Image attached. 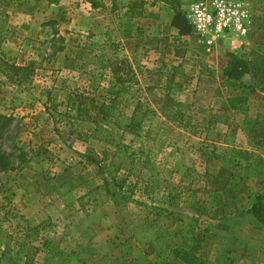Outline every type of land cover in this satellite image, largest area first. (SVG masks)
<instances>
[{"label": "rangeland", "instance_id": "374dc122", "mask_svg": "<svg viewBox=\"0 0 264 264\" xmlns=\"http://www.w3.org/2000/svg\"><path fill=\"white\" fill-rule=\"evenodd\" d=\"M100 1L104 8H92L87 0H0V57L35 68L26 89L0 83V114L8 118L0 128V264H183L146 255L125 226L129 217L139 220L150 211L142 179L129 177L126 186L145 205L128 203L120 212L114 196L94 210L80 205L89 187L104 184L99 164L121 134L77 140L80 131L94 127L100 103L118 89L109 68L91 70L88 58L99 55L100 44L103 60L114 59L115 51L127 57L141 102L162 120L177 113L170 122L174 148L196 173L164 183L179 194L178 206L164 219L171 237L191 227L201 237L205 264H228L226 252L235 249L240 256L234 264H264V222L246 211L258 195L264 204V146L247 139L251 124L264 126V35L253 40L250 59L228 49L211 56L202 44L221 37L198 35L185 16L201 0H146L144 17L122 21L110 10L112 0ZM244 1L254 18L248 36L257 14H264V0ZM177 13L190 26L182 38L173 23ZM155 24L159 33L152 37ZM93 39L96 51L88 49ZM230 52L254 61L240 80L221 73ZM132 106L124 102L121 108L129 113ZM131 138L124 133L127 142ZM221 165L234 172L229 186L239 193L225 204L204 190V172ZM104 185L118 193L110 181Z\"/></svg>", "mask_w": 264, "mask_h": 264}, {"label": "trees", "instance_id": "16d2710c", "mask_svg": "<svg viewBox=\"0 0 264 264\" xmlns=\"http://www.w3.org/2000/svg\"><path fill=\"white\" fill-rule=\"evenodd\" d=\"M48 4H58L60 0H45ZM92 8H104L100 0H87ZM147 7L146 0H112L110 10L120 13V20L124 18L144 17ZM4 18L3 14H0ZM173 23L178 29V35H187L190 26L187 25L180 13L176 14ZM122 24V23H121ZM159 25L155 24L152 37L159 33ZM4 24H1L0 36L3 33ZM142 32L147 33L146 29ZM145 36H149L146 34ZM98 41L92 40L88 44L90 51H96ZM106 41H103V44ZM99 55L89 56L90 63H93L92 72L109 68L111 81L117 85L115 94L110 95L102 101L98 107V118L94 121V127L90 130H82L77 134V140L87 142L88 140L104 141L114 136V130L121 134L114 143V148L109 158L103 164H99V173L104 174L103 182L110 181L118 193L108 190L104 184H97L89 187L81 196L84 203L91 204L92 209L103 206L110 199L115 197L113 203L120 212H123L128 203L145 205V202L133 196L134 190L126 186L129 177L136 180L142 179V191L150 201V211L144 218L136 220L129 217L125 226L131 234V238L140 246L146 255L154 254L155 258L166 260L174 257L183 264H205L199 255L202 245L201 237L192 232L191 227L180 230L174 240L168 232L169 224L164 222L168 218L169 208L177 207L179 194L175 188L165 181L174 175L191 177L196 170L181 154H176L174 148L175 136L172 135L170 122L176 119L177 113L166 114L168 117L162 120L158 111L141 102L134 94V85L137 79L132 73V66L127 57L115 51L114 59L103 60L104 50L100 44ZM121 55V56H120ZM132 60H137L133 56ZM35 68L32 63L26 65L13 64L0 57V83H13L15 86L26 89L34 75ZM250 71V66L242 54L228 53V60L223 67L222 75L227 79L240 80ZM126 102L133 105L132 110L127 113L121 105ZM164 116L163 114H161ZM2 120L8 118L0 114V128L4 126ZM130 132L132 138L129 142L124 139V133ZM1 135V130H0ZM248 143L252 146H264V126L251 124L247 132ZM134 143L136 146H134ZM169 148V149H168ZM215 157H219L212 150ZM98 163V162H97ZM204 190L219 194L220 203L235 200L239 193L230 188L234 172L228 167L221 165L214 172L205 171ZM127 187V188H126ZM130 189V190H129ZM159 202L160 205L155 204ZM84 212L87 209L82 208ZM252 213L259 222H264V204L262 197L258 195L256 201L246 210ZM203 213H201L202 215ZM151 215V218L148 216Z\"/></svg>", "mask_w": 264, "mask_h": 264}, {"label": "built area", "instance_id": "2783aa9c", "mask_svg": "<svg viewBox=\"0 0 264 264\" xmlns=\"http://www.w3.org/2000/svg\"><path fill=\"white\" fill-rule=\"evenodd\" d=\"M248 4L244 0H201L191 4L185 16L198 35L244 38L254 24Z\"/></svg>", "mask_w": 264, "mask_h": 264}, {"label": "crops", "instance_id": "0c3cea01", "mask_svg": "<svg viewBox=\"0 0 264 264\" xmlns=\"http://www.w3.org/2000/svg\"><path fill=\"white\" fill-rule=\"evenodd\" d=\"M257 25L256 28H254V30L251 32V34H249L248 36H246L245 38H242V42L244 43L243 46H240V42L238 39V37H235L231 34H229L226 37H221L218 39H215L211 45H203L202 44V49L205 51V54L207 55H211V56H216L217 52L219 50L222 49H228L227 51H234V52H240L243 54H247L248 58H249V54L255 51V46L253 45L254 42L253 40H255L258 36L260 35H264V14H257ZM183 36H181L182 38ZM188 36H186L185 38H187ZM205 46V47H204ZM234 49V50H233ZM226 51V52H227ZM225 52V54H226ZM256 56V54L254 53L252 55ZM250 59V58H249ZM228 58L225 57L224 55V64L226 65ZM252 60V59H251ZM254 61H251L249 64H253ZM212 64H209V66L211 67ZM224 65V66H225ZM222 73V72H221ZM229 251V252H228ZM226 252L227 257L225 256V258L228 261V264H234L235 259H237L240 256V252L238 251V249L232 250L230 252V250H228ZM230 257V258H229Z\"/></svg>", "mask_w": 264, "mask_h": 264}]
</instances>
